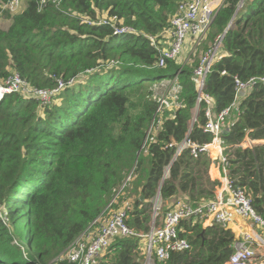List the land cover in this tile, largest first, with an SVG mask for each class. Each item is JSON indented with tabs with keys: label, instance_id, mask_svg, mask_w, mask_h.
Instances as JSON below:
<instances>
[{
	"label": "trees",
	"instance_id": "obj_1",
	"mask_svg": "<svg viewBox=\"0 0 264 264\" xmlns=\"http://www.w3.org/2000/svg\"><path fill=\"white\" fill-rule=\"evenodd\" d=\"M7 1L0 0V10ZM180 1L60 0L40 8L39 0H27L7 29L0 26V80L18 72L33 87L53 88L57 78L75 77L48 103L20 92L0 101V207L9 221L0 215V264H73L57 258L126 199L128 224L148 232L158 191L163 211L179 198L197 205L216 197L220 181L209 175L207 152L195 156L186 148L172 159L187 136L199 145L213 141L204 131L206 102L192 122L198 97L192 77L218 34L226 32L222 56L206 79L215 115L233 101L236 77L264 75V0H246L227 31L241 0H224L206 35L188 40L186 49L192 42L195 49L187 59L183 52L158 66L150 36L161 44ZM89 18L94 22L84 21ZM116 25L135 30L116 35ZM175 78L182 106L166 110L148 153L140 152L158 104L154 87ZM248 137L264 139L262 82L229 113L221 140L239 143L223 152L228 177L264 213V143L245 148ZM204 228L184 219L179 231L191 249L154 257V264H224L233 251L232 231L212 224L202 234ZM145 247L143 238L118 236L98 264H144Z\"/></svg>",
	"mask_w": 264,
	"mask_h": 264
},
{
	"label": "built area",
	"instance_id": "obj_2",
	"mask_svg": "<svg viewBox=\"0 0 264 264\" xmlns=\"http://www.w3.org/2000/svg\"><path fill=\"white\" fill-rule=\"evenodd\" d=\"M22 0H8L3 3L0 17L4 11L17 12L21 8ZM246 0H241L236 15L242 10ZM49 2L60 3V0H39L40 8ZM224 0H182L179 3L178 13L172 18V27L167 30L165 39L161 44L155 37L150 36L152 44L159 51L158 66H164L168 59L177 58L183 53V46L187 45L191 37L197 38L198 42L206 35L209 26L213 22ZM104 17L99 23L106 22ZM113 18V17H112ZM235 19V18H234ZM233 19V21H234ZM84 21L93 23L91 19ZM232 21V24H233ZM231 24V26H232ZM130 26L116 25L114 34L120 35L133 32ZM225 33L218 34L212 46L201 56L199 65L194 69L193 80L198 92L197 106L199 111L201 103L207 104V121L204 131L213 135V141L209 144L199 145L187 136L177 144L172 162L186 148H191L192 154L207 152L210 157L209 146L215 143L224 145L221 133L225 129L226 118L233 110H238L245 96L260 82L264 84L263 76H253L247 80L236 77L235 95L231 104L215 115L213 111L214 99L206 92V79L214 62L222 56V44ZM226 71H223L225 73ZM75 77L65 81L57 78V85L53 88H40L31 86L18 72H12L5 79L0 80V101L6 94L20 92L36 96L42 103L51 101L52 96L57 94L66 85L73 83ZM154 99L158 101L155 113L147 129L146 137L140 152L148 153V143L156 139V132L161 129L163 115L166 110H174L182 106L181 86L177 78L155 87ZM197 111V112H198ZM170 143L168 146H174ZM224 152V151H223ZM220 170L223 178V189L212 200L194 205L186 198H179L166 210H162V198L156 196L152 207L151 227L148 232L138 231L131 227L128 222V212L132 205L131 200H124L122 207L113 210L108 216H99L59 255L57 259H67L73 264H98L110 247L113 240L118 236L140 237L145 240L146 258L144 264H154L157 259H168L172 253L191 249L192 245L188 238L180 235V224L184 219L194 218L200 220L206 227L219 224L229 229L233 221V214L249 219L257 227V231H244L235 238L232 245V253L224 264H264V213H260L253 206L252 199L245 189L235 185L228 177L230 162L224 153L219 156ZM171 164L165 170V176L169 174ZM128 175L127 181L131 178ZM126 181V182H127ZM125 184L121 187V189ZM232 208V209H231ZM1 209V207H0ZM1 215V214H0ZM205 227V228H206Z\"/></svg>",
	"mask_w": 264,
	"mask_h": 264
},
{
	"label": "crops",
	"instance_id": "obj_3",
	"mask_svg": "<svg viewBox=\"0 0 264 264\" xmlns=\"http://www.w3.org/2000/svg\"><path fill=\"white\" fill-rule=\"evenodd\" d=\"M248 140L252 141L253 144L255 143V145L256 144H262V143H264V139L252 140V139H250L248 137V138H246L244 140V143L243 144H246V142ZM238 144L231 145V146H225L224 145L223 146V149H221L218 152V155L220 156V154L223 153V151L226 148H229V149H232V150H233V148H237L236 146ZM247 147H249V146L248 145H245V148H247ZM213 164H214L213 163V157H212V154L210 153L209 175H210V177H211L212 180H219L220 181V184L217 185L216 188H215V193L217 195L223 189V178H222V173H221V170H220L219 157L217 159L216 167L213 166ZM214 169L216 171H214ZM229 229L232 231V233H233V235H234L235 238H237L238 236H240L241 233H243L244 231H257V227L255 225H253V223L249 219L243 218L240 215H237L235 213L233 214V221L230 223Z\"/></svg>",
	"mask_w": 264,
	"mask_h": 264
},
{
	"label": "rangeland",
	"instance_id": "obj_4",
	"mask_svg": "<svg viewBox=\"0 0 264 264\" xmlns=\"http://www.w3.org/2000/svg\"><path fill=\"white\" fill-rule=\"evenodd\" d=\"M26 6H27V0H22V1H21V8H20L17 12H13V13H11V12H9V11H4V12L2 13L1 17H0V26H1L2 28L7 29V28L9 27L11 21H12V16H10V15H14L15 13L20 12V11L23 10ZM9 13H10V14H9ZM8 15H9V16H8ZM190 45H191V47L188 48V49H186V45L183 46V52L185 53L184 56L186 55V56H185V59H187V57H188V56H187L188 53H190L191 51H193V50L195 49V43L192 42ZM201 56H202V55H201ZM254 145H255V143H254L252 146H254ZM252 146L250 145L249 147H252ZM222 149H223V148H222ZM212 155H213V153H212ZM218 157H219V155H217V158H218ZM214 171H215V169H214ZM0 214L3 216L4 221L7 222L8 225H9L8 216H7V211H6L4 208H1V209H0ZM151 214H152V212H151ZM204 227H206V226L204 225Z\"/></svg>",
	"mask_w": 264,
	"mask_h": 264
},
{
	"label": "bare ground",
	"instance_id": "obj_5",
	"mask_svg": "<svg viewBox=\"0 0 264 264\" xmlns=\"http://www.w3.org/2000/svg\"><path fill=\"white\" fill-rule=\"evenodd\" d=\"M248 146L250 145H253V142L248 140L247 143H246ZM224 145H218V143H215L213 145H210L209 146V149L211 151V154L213 153L212 157H213V163H216L217 162V155H218V152L223 148Z\"/></svg>",
	"mask_w": 264,
	"mask_h": 264
},
{
	"label": "water",
	"instance_id": "obj_6",
	"mask_svg": "<svg viewBox=\"0 0 264 264\" xmlns=\"http://www.w3.org/2000/svg\"><path fill=\"white\" fill-rule=\"evenodd\" d=\"M236 17V13H235V15H234V17L232 18V20H231V22L229 23V25H228V27H227V29H226V31L231 27V24H232V21H233V19ZM198 110H196V112H195V115H194V119H193V121L192 122H194L195 121V119H196V117H197V114H198V112H197ZM139 154V153H138ZM166 174V173H165ZM165 174H164V177L163 178H165L166 176H165ZM126 181H127V179H126ZM126 181H125V183L124 184H126ZM123 184V185H124ZM160 190V189H159ZM160 193H159V191H158V194H157V196L159 195ZM143 198V197H142ZM205 233V228L203 229V231H202V234H204Z\"/></svg>",
	"mask_w": 264,
	"mask_h": 264
}]
</instances>
